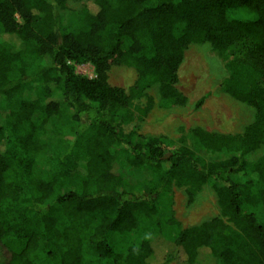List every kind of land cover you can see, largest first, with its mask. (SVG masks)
I'll use <instances>...</instances> for the list:
<instances>
[{
	"label": "trees",
	"instance_id": "1",
	"mask_svg": "<svg viewBox=\"0 0 264 264\" xmlns=\"http://www.w3.org/2000/svg\"><path fill=\"white\" fill-rule=\"evenodd\" d=\"M190 45L224 61L220 91L252 122L195 127L193 148L125 134L152 88L160 107L186 106ZM85 64L94 78L75 73ZM112 65L135 71L128 93L107 83ZM206 186L220 218L182 229L163 211L171 188ZM172 261L264 264V0H0V264Z\"/></svg>",
	"mask_w": 264,
	"mask_h": 264
},
{
	"label": "rangeland",
	"instance_id": "2",
	"mask_svg": "<svg viewBox=\"0 0 264 264\" xmlns=\"http://www.w3.org/2000/svg\"><path fill=\"white\" fill-rule=\"evenodd\" d=\"M85 3L92 10L90 4ZM82 7V3L67 2V8L73 16L79 13ZM68 22L74 29L79 27L74 17ZM74 71L87 79L95 77L94 68L89 64L74 66ZM226 75L224 61L208 45H190L184 53L176 86L186 97V106L166 109L160 107L157 89L152 88L142 99L134 101V107L142 108L148 97L153 98L151 111L142 116L133 108V120L123 125L124 133L134 132L143 137H164L176 145L190 148L193 147L189 135L195 127L220 134H242L244 128L253 120V111L220 91L221 82ZM106 77L111 87L120 88L127 93L137 78L133 69L118 65H112L106 72ZM202 99L201 105L197 107L196 104ZM40 165L42 169H46L44 164ZM142 183L141 180L139 187ZM163 204V211L170 213L182 229L220 218L216 197L209 186L203 187L190 199L184 189L171 188L164 194ZM6 243L12 248L17 245L10 239L6 240ZM169 264L175 263L172 261Z\"/></svg>",
	"mask_w": 264,
	"mask_h": 264
}]
</instances>
